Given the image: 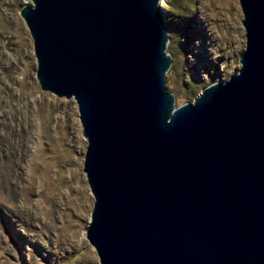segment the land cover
Segmentation results:
<instances>
[{
  "label": "water",
  "instance_id": "obj_1",
  "mask_svg": "<svg viewBox=\"0 0 264 264\" xmlns=\"http://www.w3.org/2000/svg\"><path fill=\"white\" fill-rule=\"evenodd\" d=\"M39 88L76 104L98 264H264V0L239 67L174 104L159 0H25Z\"/></svg>",
  "mask_w": 264,
  "mask_h": 264
},
{
  "label": "rangeland",
  "instance_id": "obj_2",
  "mask_svg": "<svg viewBox=\"0 0 264 264\" xmlns=\"http://www.w3.org/2000/svg\"><path fill=\"white\" fill-rule=\"evenodd\" d=\"M231 1L236 6L223 23L228 39L211 53L210 28L198 23L201 0H159L170 56L164 84L175 105L192 102L202 87L224 82L239 67L244 30L238 1ZM24 3L30 4L0 0V264H98L84 235L92 196L76 104L39 88L32 40L19 15ZM55 142L68 159L55 162L44 181ZM74 168L85 195L70 177Z\"/></svg>",
  "mask_w": 264,
  "mask_h": 264
},
{
  "label": "bare ground",
  "instance_id": "obj_3",
  "mask_svg": "<svg viewBox=\"0 0 264 264\" xmlns=\"http://www.w3.org/2000/svg\"><path fill=\"white\" fill-rule=\"evenodd\" d=\"M201 3H202L201 4L202 7L199 9V16H198L199 22L198 23L200 25H202V27L210 28L209 39L212 38V40H214V42H215V45H214L210 41L212 43V44H210L212 47L211 53H213L214 50L219 46L220 43H223L225 40L228 39V36H227L228 34L225 33V31L223 29L224 28L223 23H224V21L227 20V15L225 12L228 10L229 6L235 7L236 5L231 0H201ZM217 6H220L219 11L215 10L217 8ZM219 15H220V17H219ZM47 131H48V129H47ZM54 145H55L54 146L55 149L53 152V156L50 158L51 162L45 164V177H43L44 181L50 180L49 172H50V169L54 166L55 162H57L59 160L68 159L69 154L67 152H65L64 150L60 149L59 143L55 142ZM42 159L44 160L43 157H42ZM72 161L74 164L75 159L72 158ZM76 162H77V159H76ZM68 171L70 172V177L72 179H75L79 183V186L81 187L82 193L84 194L86 188H84L83 183H82L83 182L82 177L80 175H78L76 168L68 169ZM61 173L62 172L58 171V174H57L58 178H60V176L62 175ZM75 235L79 236V233L75 232Z\"/></svg>",
  "mask_w": 264,
  "mask_h": 264
}]
</instances>
